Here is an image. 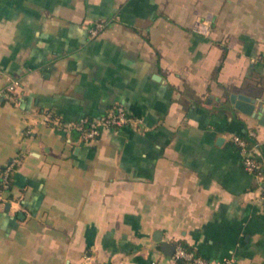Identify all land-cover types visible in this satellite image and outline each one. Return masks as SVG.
Instances as JSON below:
<instances>
[{
  "label": "crops",
  "instance_id": "crops-1",
  "mask_svg": "<svg viewBox=\"0 0 264 264\" xmlns=\"http://www.w3.org/2000/svg\"><path fill=\"white\" fill-rule=\"evenodd\" d=\"M11 79L0 264H175L163 241L264 264V177L234 141L254 131L264 158V125L230 102L264 106V0H0V88ZM113 104L141 129H69Z\"/></svg>",
  "mask_w": 264,
  "mask_h": 264
},
{
  "label": "built area",
  "instance_id": "built-area-1",
  "mask_svg": "<svg viewBox=\"0 0 264 264\" xmlns=\"http://www.w3.org/2000/svg\"><path fill=\"white\" fill-rule=\"evenodd\" d=\"M104 27L105 23L98 22L91 28V35L96 36ZM193 31L207 37L211 34V25L207 21L199 20L194 24ZM21 87L22 84L19 80L11 79L4 87L0 88V102L4 100L18 102V93ZM46 119L52 121L56 126H60V122L50 115H47ZM141 126L142 120L132 116L123 104H113L101 116L97 118L84 117L71 123L68 127L79 132V137L83 141H94L105 130H118L122 127L140 130ZM249 135L254 139L251 145L244 136H236L234 141L239 148L244 168L262 179L264 177V158L255 139L256 133L251 130ZM14 170L15 163H9L0 171V201L7 200L5 195L11 190ZM171 259L175 264H210L203 256L194 250L187 249L182 244L175 246ZM233 263L234 259L232 257H226L220 264ZM80 264H93V259L87 255Z\"/></svg>",
  "mask_w": 264,
  "mask_h": 264
},
{
  "label": "water",
  "instance_id": "water-1",
  "mask_svg": "<svg viewBox=\"0 0 264 264\" xmlns=\"http://www.w3.org/2000/svg\"><path fill=\"white\" fill-rule=\"evenodd\" d=\"M230 102L235 106L240 112L257 118L260 124L264 125V106H259L262 103L257 98H252L251 96L245 94H231ZM160 241L161 239H157ZM163 251L166 255L172 256L175 251V245L163 241Z\"/></svg>",
  "mask_w": 264,
  "mask_h": 264
},
{
  "label": "trees",
  "instance_id": "trees-1",
  "mask_svg": "<svg viewBox=\"0 0 264 264\" xmlns=\"http://www.w3.org/2000/svg\"><path fill=\"white\" fill-rule=\"evenodd\" d=\"M76 131V130H75ZM77 132V131H76ZM78 136H79V132H77ZM244 138L247 139L248 143L251 145L254 142V139L252 137H250L249 133L244 135ZM185 247L189 250H191L190 248H188L186 245Z\"/></svg>",
  "mask_w": 264,
  "mask_h": 264
}]
</instances>
